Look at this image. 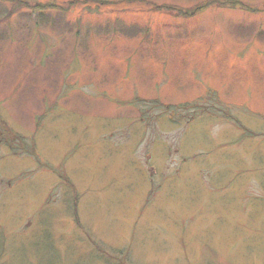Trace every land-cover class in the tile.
<instances>
[{
	"label": "rangeland",
	"instance_id": "374dc122",
	"mask_svg": "<svg viewBox=\"0 0 264 264\" xmlns=\"http://www.w3.org/2000/svg\"><path fill=\"white\" fill-rule=\"evenodd\" d=\"M23 1L0 264H264V0Z\"/></svg>",
	"mask_w": 264,
	"mask_h": 264
},
{
	"label": "trees",
	"instance_id": "16d2710c",
	"mask_svg": "<svg viewBox=\"0 0 264 264\" xmlns=\"http://www.w3.org/2000/svg\"><path fill=\"white\" fill-rule=\"evenodd\" d=\"M9 2H18L19 4H24L27 5V3L23 0H7ZM206 5H200L198 7L193 8V10H182V9H177L176 12L178 13H182V14H186V15H190L193 14L195 11H197L200 8H203ZM49 7H53V6H49ZM162 7V6H160ZM34 9H43L42 6H40L39 4H36L35 6H33ZM38 11V15H41L42 12H40L41 10H37ZM4 12V9H0V14H2ZM40 18V16L38 17ZM37 22H40V20H38ZM15 139L16 138V134L13 132V130L10 128V126L7 124V122L2 118V116L0 115V143L2 144H7L8 146H12L13 147V142H10L9 139ZM31 153H33L31 151Z\"/></svg>",
	"mask_w": 264,
	"mask_h": 264
}]
</instances>
